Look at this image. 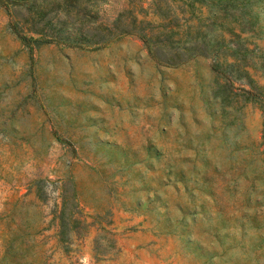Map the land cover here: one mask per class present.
Returning <instances> with one entry per match:
<instances>
[{
	"label": "rangeland",
	"instance_id": "374dc122",
	"mask_svg": "<svg viewBox=\"0 0 264 264\" xmlns=\"http://www.w3.org/2000/svg\"><path fill=\"white\" fill-rule=\"evenodd\" d=\"M0 264H264V0H0Z\"/></svg>",
	"mask_w": 264,
	"mask_h": 264
}]
</instances>
